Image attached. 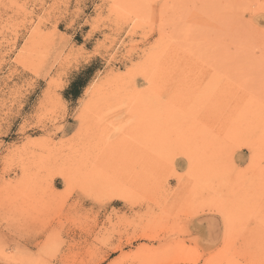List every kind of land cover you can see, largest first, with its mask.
I'll use <instances>...</instances> for the list:
<instances>
[{"label": "rangeland", "instance_id": "rangeland-1", "mask_svg": "<svg viewBox=\"0 0 264 264\" xmlns=\"http://www.w3.org/2000/svg\"><path fill=\"white\" fill-rule=\"evenodd\" d=\"M0 264H264V0H0Z\"/></svg>", "mask_w": 264, "mask_h": 264}, {"label": "trees", "instance_id": "trees-1", "mask_svg": "<svg viewBox=\"0 0 264 264\" xmlns=\"http://www.w3.org/2000/svg\"><path fill=\"white\" fill-rule=\"evenodd\" d=\"M80 82H81L80 80H77V81H74V83L71 85L70 92L73 97H76L79 94L78 86ZM80 84L83 85V83H80Z\"/></svg>", "mask_w": 264, "mask_h": 264}]
</instances>
